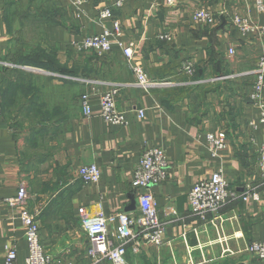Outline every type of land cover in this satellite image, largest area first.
Here are the masks:
<instances>
[{"label":"crops","instance_id":"1","mask_svg":"<svg viewBox=\"0 0 264 264\" xmlns=\"http://www.w3.org/2000/svg\"><path fill=\"white\" fill-rule=\"evenodd\" d=\"M118 2L91 0L78 7L74 0H0V264H5L12 248L17 264H25L28 256L21 207L9 202L22 184L52 264H111L88 255L80 213L94 216L102 209L106 217L124 212L139 218L145 193L157 202L166 226L164 242L158 247L142 241L138 254L129 247L128 264H264L248 251L251 244L264 243V179L258 169L264 125H259L260 111L250 101L264 37L244 36L232 23L240 14L264 27V13L258 11L256 0H174L172 5L168 0H125L117 7ZM203 7L215 13V24L193 19ZM106 9H111L112 17L105 19L101 13ZM116 20L124 32L122 39L136 43L134 63L142 66L152 87L136 85L117 45L104 57L73 48L85 37L112 30ZM37 23L44 26L45 53L55 59L48 64L57 73L56 79L48 80V130L54 141L48 144V162L40 165L23 160L10 122L36 110L35 88L30 98L20 97L23 106L12 107L10 99L15 100L17 93L12 89L11 95L7 89L3 76L10 69L1 66L18 55L12 49L21 26ZM167 34L172 41L160 40ZM186 65L193 67V77L186 73ZM112 84L120 86L117 106L128 117L125 127L101 118L100 98ZM70 89L76 94L71 115ZM84 94L90 96L91 116L84 115ZM140 109L145 110L144 119L137 117ZM208 135L225 141L217 157ZM154 146L167 154L169 178L148 190L135 189L132 181L141 155ZM91 164L101 170L98 185L78 178L79 168ZM218 169L232 189L243 192L250 186L261 201H240L204 218L193 216L188 205L191 188ZM117 226V220L109 225L114 236Z\"/></svg>","mask_w":264,"mask_h":264},{"label":"built area","instance_id":"2","mask_svg":"<svg viewBox=\"0 0 264 264\" xmlns=\"http://www.w3.org/2000/svg\"><path fill=\"white\" fill-rule=\"evenodd\" d=\"M91 0H74L76 6L82 7ZM172 5L174 0H168ZM125 0H119L117 7H121ZM257 9L264 13V0H256ZM102 18L112 17L111 9H106L101 13ZM193 19L204 25H213L217 22L216 15L207 7L199 8L194 12ZM233 25L239 32L246 35H260L264 37V27L252 23L248 18L235 14L232 18ZM124 35L121 23L116 20L112 30H104L101 34L85 37L82 41L74 43L73 48L78 52L93 51L98 56H107L112 48L117 45L130 65L136 76V85L144 89L152 87L148 75L141 65L134 63L136 43L134 41H124ZM160 40L170 42V35H161ZM230 55H235L233 48L229 49ZM2 67L10 70L26 69L16 63L4 62ZM186 73L193 77L194 69L191 65L185 66ZM253 92L250 95V101L256 105L260 111L259 125H264V54L259 57L257 69L255 72ZM75 82L85 85H99V82L91 79L79 77L61 76ZM226 77L225 79H228ZM120 93V86L112 84L111 88L101 95L99 107L101 118L104 122L114 126H127L128 117L125 112L118 109L117 97ZM90 96L84 94L81 98L84 115H92V107L89 104ZM145 110L137 111V117L144 119ZM258 124L252 123L254 129ZM208 141L212 150V155L217 157L218 152L226 147L222 138H215L208 135ZM169 161L164 149L160 147H146L141 155L139 164L136 168L132 186L135 189L148 190L150 187L160 185L169 178ZM258 169L261 178L264 179V143L259 149ZM78 178L86 184L98 185L101 181L102 174L98 166L91 164L82 166L78 170ZM28 191L25 184H22L18 194L11 204L21 207L20 219L26 229V240L28 243V256L25 264H52L54 258L46 251L41 241L40 226L34 214L31 213L28 206ZM261 201L259 193L252 187H247L245 191L239 192L232 189L230 183L225 177L223 170H216L208 180L200 181L193 185L188 194V205L191 214L195 217L204 218L208 213H214L229 204L237 202ZM141 217H133L129 213H118L115 216L106 217L103 210L94 215H86L81 211V227L88 238V255L95 261L108 260L111 264H128L126 260L127 253L131 248L133 253L138 254L141 248V242L145 241L160 247L164 240L165 223L159 217V209L154 196L145 193L140 197ZM118 221L116 235H112L109 230L110 223ZM130 247V248H129ZM248 251L257 256L258 259L264 260V243H254L248 247ZM17 251L15 248L9 249L5 264H17ZM73 264V263H68Z\"/></svg>","mask_w":264,"mask_h":264},{"label":"rangeland","instance_id":"3","mask_svg":"<svg viewBox=\"0 0 264 264\" xmlns=\"http://www.w3.org/2000/svg\"><path fill=\"white\" fill-rule=\"evenodd\" d=\"M257 7V5H256ZM17 27V25L13 24V30ZM43 27L40 23L36 25H31L30 27L27 24H23L21 26L22 33L18 30L16 40L13 44L12 53L18 54L15 56L13 61H8L10 63H14V61H18L21 63L20 65L23 67H27L26 69H17L15 72H5L3 76V80L5 79V84L9 87L7 88L12 95V89L14 91L13 86H18L19 88H15L17 93V98L15 100H11V105L14 108L17 106H23L20 103V97L25 96L26 99L30 98L33 88L36 91V97L38 98L34 100L32 103L37 104L36 110L31 112V114L23 113L18 118L11 119V126L14 129L18 141H20L21 149H22V158L25 161H30L29 164H43L48 162V144L51 141L50 135L52 133L48 130V80H54L55 77L54 71L52 69H48V67L44 65H38L36 62H27L31 57H36L40 55L44 58V62L48 61V53H45V38ZM261 56V55H260ZM259 61V60H258ZM46 63V62H45ZM47 66H49L47 64ZM12 71V70H11ZM15 82V84H12ZM18 83V84H17ZM27 85L31 90V94L29 91H23L21 86ZM26 89V88H24ZM76 94L69 92V115L75 110L74 98ZM24 104V107H27ZM10 107V108H12ZM56 139V138H55ZM33 162V163H32ZM28 169V168H26Z\"/></svg>","mask_w":264,"mask_h":264},{"label":"trees","instance_id":"4","mask_svg":"<svg viewBox=\"0 0 264 264\" xmlns=\"http://www.w3.org/2000/svg\"><path fill=\"white\" fill-rule=\"evenodd\" d=\"M44 60V58H42L40 55H37L36 57H31L30 56V58H29V60H27V62H36V64H38V65H44V66H46V67H48V69H52L51 71H54V72H56V70H55V68H54V66L52 65H50V64H48V63H51V64H53V62H54V60H53V57H48V61H46V63L43 61ZM14 63H16V64H21V63H19L18 61H14ZM47 64L49 65V66H47ZM7 72H15V71H11V70H8ZM65 75V74H64ZM68 76H73V75H69V74H67ZM12 84H15V82L14 83H12ZM18 84V83H17ZM14 87V86H13ZM22 88H23V91L25 92V91H29V93L31 94V90L29 89V87L27 86V85H23V86H21ZM15 88H17V87H14V91H15ZM24 88H26V89H24ZM16 92V91H15ZM17 95V94H16ZM7 99V98H6Z\"/></svg>","mask_w":264,"mask_h":264}]
</instances>
